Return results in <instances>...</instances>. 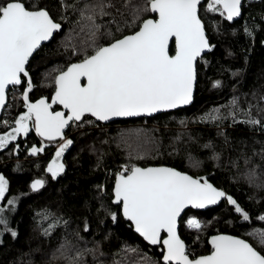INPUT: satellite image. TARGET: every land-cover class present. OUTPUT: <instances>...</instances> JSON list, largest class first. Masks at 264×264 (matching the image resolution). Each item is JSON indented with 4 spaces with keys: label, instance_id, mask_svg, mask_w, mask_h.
Masks as SVG:
<instances>
[{
    "label": "snow or ice",
    "instance_id": "obj_1",
    "mask_svg": "<svg viewBox=\"0 0 264 264\" xmlns=\"http://www.w3.org/2000/svg\"><path fill=\"white\" fill-rule=\"evenodd\" d=\"M59 5L57 19L39 0H0V110L7 116V109L13 107L7 103L10 90L14 99L22 101L24 109L11 120L0 121L7 129L0 131V150L12 148V152L18 153V137H27L34 130L40 139L31 146L25 145L26 152L38 156L49 146H55L44 169L52 180L65 171L62 158L74 143L66 134L67 129L79 130L119 117H150L193 103L198 62L203 61L207 66L204 56L216 47L207 34L202 15L218 13L224 23H235L243 16L245 7L244 0H207L206 4L202 0H122L120 7L116 0H71L70 3L59 0ZM258 18L259 22L251 15L243 17L244 23L239 28L251 40L255 39L257 29L264 31V10ZM221 21L213 22L217 33ZM65 22L70 27L63 46L71 56L79 58L55 69L54 76L49 75L48 96L33 98L31 93L37 85L28 67L30 58L42 47V42H50L64 31ZM228 55L234 54L229 51ZM238 74L239 70L232 71L233 76ZM210 83L213 89L223 86L220 79ZM251 96L256 102L244 99V107L242 97L234 91L227 103L193 119L217 124V133L224 136V144H228V137L219 125L225 119L230 118L233 125L243 123L264 132V94L254 91ZM180 124L186 126L184 120ZM189 139L207 150L213 167L219 166L222 151L216 150L214 140L199 144L196 137ZM253 155L264 160V147ZM102 159L101 154L97 167ZM238 159L230 160L229 164L239 171ZM252 161V156L243 157L245 169L240 175L249 185L264 190V174L259 171L260 165ZM201 163L194 161L197 167ZM109 174L114 178L110 188L96 185L100 205L97 214L103 213L113 223L123 221L143 241L160 248L157 257L152 258L142 253L139 246L125 243L121 249L125 259L129 252L137 254L130 264H264V228H253L246 233L259 249L240 235L218 231L203 241L210 247L199 254L181 238L179 228L184 226L189 231L195 230L193 244L200 243V233L212 223L196 215H186L189 208L206 209L224 202L235 222L253 220L250 211L233 195L212 182L211 174L191 175L164 164L145 167L130 162ZM46 182L43 177L33 179L30 191L37 192ZM9 191L10 181L0 173V202L6 201L0 203V234L10 233L15 238L18 233L9 226V216L16 208L18 197L8 196ZM39 215L47 220L52 214L43 210ZM255 220L264 222V212ZM61 222L60 218L53 219L44 234L49 235ZM104 222L103 218L99 220L100 224ZM63 224L67 227L68 221ZM83 229H89L87 219ZM110 235L106 234L104 239ZM77 239L84 240L79 233ZM88 255L93 257L92 264H106L100 259L105 255L100 241H94L89 248L73 245L64 238L53 250L51 261L88 264L85 260ZM112 264H124V259Z\"/></svg>",
    "mask_w": 264,
    "mask_h": 264
},
{
    "label": "trees",
    "instance_id": "obj_2",
    "mask_svg": "<svg viewBox=\"0 0 264 264\" xmlns=\"http://www.w3.org/2000/svg\"><path fill=\"white\" fill-rule=\"evenodd\" d=\"M116 2L117 7H120L122 0ZM206 2L207 0H203V3ZM39 3L59 19V0H39ZM262 10L264 0H246L243 16L235 20V23H224L218 13L202 15L207 34L216 47L204 56V60L208 61L207 66L203 61L198 62L199 76L194 102L187 107L151 117L124 119L106 124L97 122L79 130L67 129L66 134L71 136L74 143L62 158L66 166L65 171L55 180L44 171L54 145L38 156H30L26 152L25 145L31 146L40 139L34 131L27 137H18V153L12 152V148L0 150V173L5 174L10 181V191L7 195L18 197L16 208L9 216V226L14 228L18 235L13 238L10 233L0 234V264H66L63 261H51L53 250L64 238L73 245L89 248L93 247L94 241H100V249L105 253L100 259L106 264L122 259L124 264H130L131 260L136 259L137 254L131 252L127 253V259L124 258L121 249L125 243L133 247L139 246L142 253L146 252L150 257L156 258L160 252L158 246L147 244L138 234L130 231L123 221L113 223L110 218H105L103 213L97 214L100 205L96 199V185L105 184L110 188L114 178L109 172H114L119 165L129 162L138 163L140 166L164 164L191 175L209 173L213 183L223 187L250 211L253 220L235 222V217L229 215V208L224 202L205 211L188 209L186 215H196L202 220L212 221L206 231L200 233L201 242L196 244H193L197 235L195 230L189 231L184 226L179 228L181 238L191 249L203 254L209 247L203 241L218 231L240 235L249 239V242L259 249L256 241L246 233L253 228H264V222L255 220L256 216L264 212V190L249 185L240 173L245 169L243 157L248 155L253 157V164L260 165L259 171L264 174V160H261L259 155H253L254 151L258 153L261 147H264V132L243 123L233 125L230 118L225 119L219 125L228 137V144H224V136L217 133V124L197 122L193 118H198L217 105L227 103L234 91L242 97L244 107L246 104H243V100H252V92L264 94V43H261L264 41V31L257 29L254 40L239 31L244 23L243 17L251 15L259 22L258 14ZM214 21H221L219 33ZM69 27L65 22L64 31L57 33L54 39L42 45L31 57L28 67L33 82L37 85L31 93L33 98L48 96L49 75L54 76L55 69L63 68L67 63L75 62L79 58L71 56L70 51H66L63 46ZM232 29L238 31L233 33ZM229 51L234 55H228ZM237 70L239 74L233 76L232 71ZM214 79L222 80L223 86L213 89L210 81ZM244 94L248 96L245 97ZM16 96L19 97V92ZM7 103L13 107L7 109V116L4 112L1 114L0 121L11 120L24 110L22 101L14 99L11 90ZM181 120L186 122V126L180 124ZM6 130L3 124H0V131ZM82 132L85 134L81 135ZM189 137H196L199 144L214 140L216 150L222 151L219 166L213 167V161L207 158V150L200 148ZM14 146L15 142L12 144V147ZM101 154V166L97 167V159ZM237 158L239 171L229 164L230 160ZM194 161L202 163L197 167ZM41 177L47 181L45 186L37 192L30 191L31 181ZM105 202L107 203V197ZM43 210L52 214L47 220H42L39 215ZM55 218H60L61 224L49 235H45L44 229L48 228ZM101 218L104 219V224L99 223ZM86 219L89 222L88 231L83 229ZM63 221H68L67 227ZM77 233L84 238L83 241L77 239ZM108 233L111 235L105 240L104 236ZM85 260L92 264L93 257L88 255Z\"/></svg>",
    "mask_w": 264,
    "mask_h": 264
},
{
    "label": "water",
    "instance_id": "obj_3",
    "mask_svg": "<svg viewBox=\"0 0 264 264\" xmlns=\"http://www.w3.org/2000/svg\"><path fill=\"white\" fill-rule=\"evenodd\" d=\"M202 2H203V0H202ZM238 19V18H237ZM236 19V20H237ZM51 41V40H50ZM46 43H48V42H42V45H44V44H46ZM31 59V58H30ZM86 82V81H85ZM196 88V87H195ZM194 94H195V92H194ZM187 106H189V105H186V106H181V108H183V107H187ZM58 110V109H57ZM176 110V109H175ZM168 111H173V110H167V111H162V112H159V113H154V114H152L151 116H154V115H157V114H160V113H163V112H168ZM3 113V110H0V116H1V114ZM150 116V117H151ZM141 117H149V116H140V117H119V118H113L111 121H109V122H101V123H104V124H106V123H110V122H113V121H118V120H124V119H133V118H141ZM34 131V130H33ZM35 133V132H34ZM150 166V165H149ZM152 166H155V165H152ZM167 166V165H166ZM146 167V166H145ZM221 203V202H220ZM220 203L218 204V205H220ZM213 207H216V206H209L208 208H213ZM208 208H206V209H208ZM189 209H191V208H189ZM206 209H193V210H202V211H205ZM139 235V234H138ZM142 238V237H141ZM143 240V239H142ZM147 243V242H146ZM148 244V243H147ZM210 247V246H209Z\"/></svg>",
    "mask_w": 264,
    "mask_h": 264
},
{
    "label": "rangeland",
    "instance_id": "obj_4",
    "mask_svg": "<svg viewBox=\"0 0 264 264\" xmlns=\"http://www.w3.org/2000/svg\"><path fill=\"white\" fill-rule=\"evenodd\" d=\"M54 151H55V146H54V150H53V153L52 154H54ZM51 157H52V155L50 156L49 160L51 159Z\"/></svg>",
    "mask_w": 264,
    "mask_h": 264
},
{
    "label": "flooded vegetation",
    "instance_id": "obj_5",
    "mask_svg": "<svg viewBox=\"0 0 264 264\" xmlns=\"http://www.w3.org/2000/svg\"><path fill=\"white\" fill-rule=\"evenodd\" d=\"M246 2V0H244V3Z\"/></svg>",
    "mask_w": 264,
    "mask_h": 264
}]
</instances>
